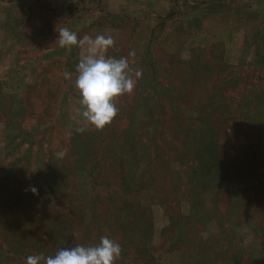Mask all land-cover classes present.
Listing matches in <instances>:
<instances>
[{
	"label": "rangeland",
	"instance_id": "rangeland-1",
	"mask_svg": "<svg viewBox=\"0 0 264 264\" xmlns=\"http://www.w3.org/2000/svg\"><path fill=\"white\" fill-rule=\"evenodd\" d=\"M65 27L78 39L112 36L106 55L142 71L103 130L80 115L74 82L87 45L61 48ZM262 84L264 0H0V264L102 236L121 245L115 264H264V192L251 188L264 165L250 166L264 151ZM257 86L259 98H242ZM233 110L259 125L236 124ZM203 112L230 178L194 184L189 149L202 143ZM119 148L150 158H136L121 195Z\"/></svg>",
	"mask_w": 264,
	"mask_h": 264
},
{
	"label": "clouds",
	"instance_id": "clouds-1",
	"mask_svg": "<svg viewBox=\"0 0 264 264\" xmlns=\"http://www.w3.org/2000/svg\"><path fill=\"white\" fill-rule=\"evenodd\" d=\"M56 41L61 48L69 51L73 46L84 47L86 53L79 59L76 66L74 87L80 96L82 111L80 115L85 123L95 130H103L118 114L115 100L124 94L134 91L137 80L142 76L141 70H132L126 57H109V48L114 46L112 36L98 35L94 39L85 36L78 39L77 33L68 28H60ZM134 56V52L129 53ZM65 79L71 78V73H64ZM83 127L77 131L83 132ZM59 158L66 151L57 152ZM33 194H38L31 187ZM122 252L121 245L107 236H102L98 244L84 246L76 244L73 247H60L54 255H29L25 264H115Z\"/></svg>",
	"mask_w": 264,
	"mask_h": 264
},
{
	"label": "trees",
	"instance_id": "trees-1",
	"mask_svg": "<svg viewBox=\"0 0 264 264\" xmlns=\"http://www.w3.org/2000/svg\"><path fill=\"white\" fill-rule=\"evenodd\" d=\"M171 8L170 11H168L167 15L169 16L171 14ZM146 76L147 78L152 81L153 77L157 74V70L154 69L151 65L146 67ZM264 86V84H262V87ZM261 87V88H262ZM257 88H260V86H257ZM261 88L257 89V90H252L249 91L245 96H242V98H247L249 100L252 99H256L260 97L261 94ZM240 112L239 108H235ZM257 109V108H256ZM149 114V113H148ZM202 114H204V117H199L200 120L203 121V125H200L198 130L200 131L201 135L199 137V141H201L202 143L196 144L193 147H190L189 151L192 154V158L195 160V164L194 166L198 168L197 171H195L196 174V180L197 181H193L194 184H198L199 183V179L201 176H204L205 178L211 180V182H213V180L219 179H228L230 178V174H229V167L231 164L229 165H224L220 162L219 160V156L217 154V150L213 149L214 146V138L215 136V132L212 131L209 127V123L210 120L207 117L206 112H203ZM220 114V112H219ZM241 114V113H240ZM219 115H217L218 117ZM238 116L239 114L233 110L232 111V121L236 122V124H239L240 126H248V127H255L257 125H259L258 119L255 117L251 118V116L249 115V113H243L242 114V120L239 121L238 120ZM220 118V117H219ZM217 122H214V124ZM202 130V131H201ZM58 133L61 132L60 130L57 131ZM80 131H77V129H72L71 130V135H70V141L73 143V141H78L77 139V134H81L79 133ZM96 132V131H95ZM94 132V133H95ZM192 132V131H190ZM90 134H92V131L90 132ZM182 134H187V131H182ZM122 137H124V142L126 141L128 134L127 131H125L122 134ZM123 142V143H124ZM75 144V142H74ZM73 144V145H74ZM75 146V145H74ZM197 147V148H196ZM248 147H250V145H246L245 147L243 146V150L242 152L246 149L248 150ZM262 148H264V144L261 146ZM58 149V148H57ZM56 149V150H57ZM120 149V153L118 154V158H117V164H118V173H119V177H118V181L120 183H124L123 185L119 186L121 189L119 190L120 195L121 194H128L130 191H132L131 187L127 186L126 184H128V178L126 177L127 171L129 169V167L134 164L135 160L137 157L141 156V160L147 163H150L149 161V157L148 155L145 153L146 149L143 150V152L141 151L139 154H135L134 151H126L124 148H119ZM250 150V149H249ZM255 150H250V153L253 152ZM241 152V153H242ZM53 156V155H52ZM182 159L185 161H188L189 158H187L185 152H183V154L181 155ZM248 156V153L245 152L243 153V157ZM253 161L251 162L250 166L252 169L257 168L258 165H264V151H255L254 154ZM182 160V161H183ZM208 160V161H207ZM244 164V160H240V159H236V162L234 164V168H233V172L231 174V176L233 175V173L237 170L238 167H241ZM52 168H55V166H53L52 164ZM226 168V169H225ZM150 173V172H149ZM151 177V173L149 175ZM207 176V177H206ZM258 182H256L254 185L251 186L252 191H260V192H264V171L261 172L260 175H258ZM199 178V179H198ZM92 179H94L95 182L97 183H101V185L105 186L108 185L107 187H111V183L109 182H104L103 179H98V178H94L92 177ZM91 179V180H92ZM200 183H204V181H200ZM110 195V192L106 193L107 196ZM151 195H156L154 193H150ZM147 195H149L147 193ZM73 200L70 199L68 204L64 207L66 210L68 209L69 205L71 206V201ZM73 203H75V201H72ZM124 202H128L125 198H124ZM5 205V204H4ZM12 251H15L17 253H19V255L21 253H23V249L18 250V249H13ZM19 258L23 259V256H20Z\"/></svg>",
	"mask_w": 264,
	"mask_h": 264
}]
</instances>
